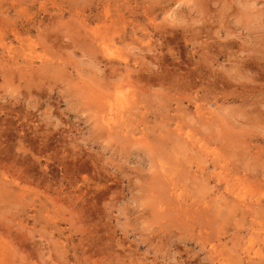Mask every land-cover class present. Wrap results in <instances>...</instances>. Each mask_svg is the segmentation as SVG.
Masks as SVG:
<instances>
[{"label": "clouds", "instance_id": "obj_1", "mask_svg": "<svg viewBox=\"0 0 264 264\" xmlns=\"http://www.w3.org/2000/svg\"><path fill=\"white\" fill-rule=\"evenodd\" d=\"M0 20L16 41L0 28V254L9 264H214L215 231L234 218L215 176L247 169L242 139L264 144V0H0ZM36 48L39 63L24 55ZM161 163L179 203L145 195ZM101 167L117 183L78 219L43 191L67 196ZM84 225L87 253L64 238Z\"/></svg>", "mask_w": 264, "mask_h": 264}, {"label": "rangeland", "instance_id": "obj_2", "mask_svg": "<svg viewBox=\"0 0 264 264\" xmlns=\"http://www.w3.org/2000/svg\"><path fill=\"white\" fill-rule=\"evenodd\" d=\"M16 7L17 5H13V8ZM9 16L12 19L11 14ZM133 16L134 14L124 13L121 19L124 22L133 21ZM0 28L5 30L7 38L15 44L16 41L13 39L15 25L0 20ZM24 55L34 57L35 62L39 63L46 53L40 48H36L35 51L30 49ZM108 55H112V53L109 52ZM190 55L199 59L195 51ZM116 104L120 111L127 108L125 93L118 92L116 94ZM102 121L107 128H111L116 123L111 106L108 108L107 117L102 116ZM161 124H166V122L162 120ZM173 129L174 134L181 135L186 139L193 138L190 129H181L178 124H174ZM237 147L249 158L247 169L237 175L228 172L215 176V179L223 184L224 195L231 202V214L234 218L216 229L215 243L210 247H214L216 250V255L213 257L214 264H264V182L251 179L256 170L264 171V144H253L248 139H242ZM68 163L71 166L73 161ZM78 181L71 185V191L67 196L62 197L56 191L43 190L55 204L71 209L76 219L79 218L82 206H92L94 201L105 199L108 190L117 183L114 175L106 174L103 167L94 172L86 170L78 176ZM145 195L149 199L165 200L167 198L179 203L182 193L178 190L177 177L166 169L164 163L160 164L159 171L153 173ZM188 211L189 209L185 205L186 216ZM191 211L193 215H196L201 209L193 208ZM57 222L62 229L67 228L65 219H59ZM91 232L92 229L84 225L76 233L65 232L64 238L69 241L75 238L73 247L79 248L82 253H87L91 246ZM90 259L92 264H100L103 258L95 256ZM0 264H9L8 258L2 254H0ZM206 264H210V262H206Z\"/></svg>", "mask_w": 264, "mask_h": 264}]
</instances>
